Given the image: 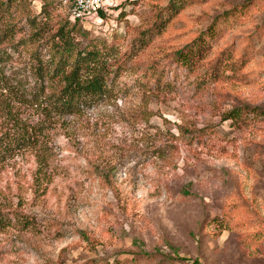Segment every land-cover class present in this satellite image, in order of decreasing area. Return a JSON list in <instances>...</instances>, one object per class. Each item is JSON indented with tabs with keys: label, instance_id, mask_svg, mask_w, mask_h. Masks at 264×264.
I'll return each mask as SVG.
<instances>
[{
	"label": "rangeland",
	"instance_id": "rangeland-1",
	"mask_svg": "<svg viewBox=\"0 0 264 264\" xmlns=\"http://www.w3.org/2000/svg\"><path fill=\"white\" fill-rule=\"evenodd\" d=\"M20 1L15 44L45 6L69 19L72 0ZM106 8L82 41L115 46L127 69L73 115L37 105L31 58L7 47L0 136L21 120L33 144L0 161V264H264V118L224 120L264 109V0ZM199 38L188 70L177 52ZM153 71L170 86L138 89Z\"/></svg>",
	"mask_w": 264,
	"mask_h": 264
},
{
	"label": "trees",
	"instance_id": "trees-1",
	"mask_svg": "<svg viewBox=\"0 0 264 264\" xmlns=\"http://www.w3.org/2000/svg\"><path fill=\"white\" fill-rule=\"evenodd\" d=\"M20 3V0H0V22L5 24L0 32V65L10 59L7 47L14 51L18 47L26 50L33 62L34 85L39 89L33 96L37 105L56 115H73L109 98L120 88L116 80L127 68L117 48L99 41L84 43L82 38L86 36L78 28L82 22L68 19L53 23L46 6L41 13L42 18H29L32 35L15 44L17 28L14 21L20 14ZM104 16L105 12L101 11L100 17ZM214 28L215 25L208 33H212ZM201 41L199 38L187 50L177 52L176 62L188 70L193 69V55L200 49ZM31 45L34 46L32 50ZM153 72L148 79L136 82L138 89L151 91L152 87L170 86L162 84L163 81ZM21 82L23 80L17 79L16 85L22 86ZM46 84L52 89L48 94ZM250 118H264V109L236 108L224 116L225 121L231 120L233 124ZM16 125L14 131L0 136V161L33 144V127L21 120ZM178 259L181 264L189 263L186 258Z\"/></svg>",
	"mask_w": 264,
	"mask_h": 264
},
{
	"label": "built area",
	"instance_id": "built-area-1",
	"mask_svg": "<svg viewBox=\"0 0 264 264\" xmlns=\"http://www.w3.org/2000/svg\"><path fill=\"white\" fill-rule=\"evenodd\" d=\"M109 0H72L69 8V19L72 22H90L100 20V12L106 13Z\"/></svg>",
	"mask_w": 264,
	"mask_h": 264
}]
</instances>
